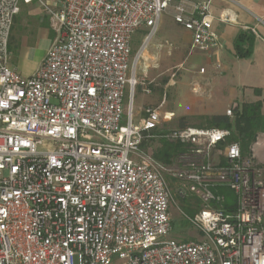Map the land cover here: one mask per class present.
Returning <instances> with one entry per match:
<instances>
[{"label": "built area", "instance_id": "built-area-1", "mask_svg": "<svg viewBox=\"0 0 264 264\" xmlns=\"http://www.w3.org/2000/svg\"><path fill=\"white\" fill-rule=\"evenodd\" d=\"M33 1L54 36L23 77L7 44L20 3ZM210 1L0 0V264H264L263 133L244 154L227 129L164 130L154 107L136 120L131 100L121 124L141 83L130 74L134 33L146 29L147 41L171 10L191 49L207 53L217 45ZM155 141L180 150L162 162ZM168 180L199 201L183 214L199 239L169 237Z\"/></svg>", "mask_w": 264, "mask_h": 264}, {"label": "crops", "instance_id": "crops-1", "mask_svg": "<svg viewBox=\"0 0 264 264\" xmlns=\"http://www.w3.org/2000/svg\"><path fill=\"white\" fill-rule=\"evenodd\" d=\"M183 1L196 4L207 0ZM47 2L51 8H56L59 0ZM209 10L213 17L211 30L216 37V47L207 53L191 49V33L174 22L169 10L161 15L156 33L147 41L145 35L137 48L140 50L144 45L137 62L144 64L140 74L148 77L147 80L153 78L156 64L162 65L158 74L162 84L159 90L166 89L174 86L175 78L180 75L175 76L169 71L171 64H187L192 71L185 74L196 80L193 85H198L199 93L223 101L220 110L205 116L225 115L228 109L240 110L243 103L257 101L264 114V0H211ZM227 10L231 21L223 22L221 18ZM53 36L48 15L37 1L20 3V11L13 19L8 38L9 66L23 77L30 76L44 58ZM236 43L244 48L249 46L250 53L238 55ZM200 68L204 69L203 74H200ZM139 81L132 100L137 99L135 112L138 119L144 116L145 107L160 109L163 102H158L157 97H146L157 95L158 91L149 90L143 77ZM160 114L163 123L167 119L166 113ZM260 155L264 157V150Z\"/></svg>", "mask_w": 264, "mask_h": 264}, {"label": "rangeland", "instance_id": "rangeland-1", "mask_svg": "<svg viewBox=\"0 0 264 264\" xmlns=\"http://www.w3.org/2000/svg\"><path fill=\"white\" fill-rule=\"evenodd\" d=\"M47 14V13H46ZM48 15V14H47ZM48 26L50 28V20L48 16ZM147 34V30L144 28L139 29L136 31L131 40V58H130V65L131 71L130 74L134 76V78L139 81L142 77L144 78L145 82L148 84L147 87L149 90L153 91L156 90L158 92L157 95H145L148 98L157 97L158 102L163 101L161 104L160 109L158 108L160 113H166L167 119L162 123V128L164 130H171L180 128L178 122L181 118H185V122L187 123L186 126H193L198 128H210L206 125L205 115L213 113L222 108L223 101L217 100L215 97H211V95L202 94L199 92L192 91V85L196 81L195 79H190L187 77L186 72L192 71L191 67L187 64H171V69L169 71L171 73H175L176 84L172 87H168L166 89L159 88L162 86L160 82V77L158 74L162 71V65L156 64L153 74V78L147 80L148 77H144L140 74L141 68L144 64H137V55L139 54V45L142 43L143 37ZM201 69V68H200ZM199 69V70H200ZM168 74V73H167ZM203 74V73H200ZM154 79L153 82L150 80ZM152 87V88H151ZM139 88V85H136L133 88V91H127L124 101V118L121 121V124H124V120H126L128 108L130 105L133 111V116L137 120L138 117L136 116L135 108L137 99L132 102L136 90ZM213 111V112H212ZM202 115V116H199ZM232 118V117H230ZM232 120V119H231ZM155 156L158 160V154L162 149L167 147V150L175 149L174 147H179L174 144H169L164 141H155L153 142ZM180 150V147H179ZM245 154V153H244ZM161 161V160H160ZM168 184L172 190L173 194V201L170 207V216H171V232L169 234L170 238L179 240V241H188V240H196L198 237L195 235L196 231L193 227L189 225V223L184 218V215L192 217L200 208L201 205L199 201L194 196H186V197H179L175 195V187L178 185L173 180H168ZM231 195H229V194ZM226 200L232 199V194L230 192L224 191L223 192ZM228 196V198H227ZM119 264V263H114Z\"/></svg>", "mask_w": 264, "mask_h": 264}, {"label": "trees", "instance_id": "trees-1", "mask_svg": "<svg viewBox=\"0 0 264 264\" xmlns=\"http://www.w3.org/2000/svg\"><path fill=\"white\" fill-rule=\"evenodd\" d=\"M239 39L242 41V38ZM235 48L240 56H247L250 53L249 46L244 48L240 43H236ZM205 121L206 125L210 128L213 127L229 130L230 140L239 142L242 153L248 151L250 144L253 142L257 134H264V114L261 112V103L259 101L243 103L240 110L233 111L232 118L226 115H213L206 116ZM178 124L180 128L186 127L187 123L185 122V118H181ZM174 148L175 149L172 150H167V147L162 149L160 152L162 154H158V158L160 157L162 162H168L172 156L179 151V147ZM226 201L228 205L227 207L233 209V195L232 199H227Z\"/></svg>", "mask_w": 264, "mask_h": 264}]
</instances>
